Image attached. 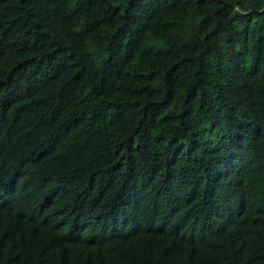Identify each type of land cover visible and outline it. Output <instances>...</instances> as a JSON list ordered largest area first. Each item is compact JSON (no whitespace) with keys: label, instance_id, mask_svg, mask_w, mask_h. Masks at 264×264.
<instances>
[{"label":"trees","instance_id":"trees-1","mask_svg":"<svg viewBox=\"0 0 264 264\" xmlns=\"http://www.w3.org/2000/svg\"><path fill=\"white\" fill-rule=\"evenodd\" d=\"M264 0H0V264H264Z\"/></svg>","mask_w":264,"mask_h":264},{"label":"water","instance_id":"water-1","mask_svg":"<svg viewBox=\"0 0 264 264\" xmlns=\"http://www.w3.org/2000/svg\"><path fill=\"white\" fill-rule=\"evenodd\" d=\"M264 9V8H263Z\"/></svg>","mask_w":264,"mask_h":264}]
</instances>
